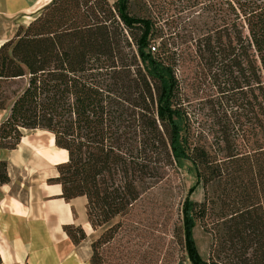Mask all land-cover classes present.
<instances>
[{
  "label": "trees",
  "instance_id": "obj_1",
  "mask_svg": "<svg viewBox=\"0 0 264 264\" xmlns=\"http://www.w3.org/2000/svg\"><path fill=\"white\" fill-rule=\"evenodd\" d=\"M130 1L51 0L0 46V84L23 82L0 119V149L15 148L24 130L50 132L55 146L67 151L50 180L60 184L66 201L85 196L93 228L123 216L147 181L161 177L159 168L190 160L199 181L217 180L226 188L216 212L205 201L183 203L190 263L219 264L200 255L192 234L197 219L213 216L218 247L234 257L227 264H264V0H187L201 19L192 23L193 55L215 89L221 157L203 147L188 151L176 106L175 59L152 52L153 19L131 13ZM128 39L139 87L129 102L142 110L135 127L124 124V72L133 69L124 61ZM241 117L253 138L246 143L242 135L243 151L231 138ZM7 181L0 159V185ZM66 229L74 241L84 237L79 227ZM102 234L92 243L91 263Z\"/></svg>",
  "mask_w": 264,
  "mask_h": 264
},
{
  "label": "rangeland",
  "instance_id": "obj_2",
  "mask_svg": "<svg viewBox=\"0 0 264 264\" xmlns=\"http://www.w3.org/2000/svg\"><path fill=\"white\" fill-rule=\"evenodd\" d=\"M188 6L187 0H131L129 10L153 19L155 36L150 42L152 52L175 59L174 70L180 87L176 106L181 108L180 133L188 151L203 147L210 156L221 157L217 145L220 144L219 128L216 125L221 113L213 97L215 89L211 79L201 74L193 55L192 23H199L201 19L195 13L192 14L194 8ZM197 35L199 33L195 32ZM127 41L122 43L124 61H131L133 69L130 74L124 72V124L135 127L133 118H137V113L142 110L130 104L129 96L135 99L139 94L138 73H134L138 61L133 59L134 45L130 39ZM22 86L23 82L18 80L0 84V102L6 108L0 111V119L7 115L14 99L13 93ZM240 122L242 124H235L231 131V138L236 139L235 143L243 145L240 148L243 151L244 143L240 140L242 135L246 143L253 138L246 118L241 117ZM161 132L165 137L167 131L162 129ZM23 133L33 143L36 153L45 154L57 163L62 160L63 150L49 145V132L24 130ZM49 135L55 145L52 134ZM26 139H22L21 145H26ZM2 150L0 159H3ZM158 151L163 154L161 147ZM158 171L161 177L147 181V188L141 191L123 216H116L100 227L103 234L95 243L93 264H191L183 240V203L185 199L205 201L216 212L219 198L226 188L217 180L208 183L199 181L192 162L184 158L173 160ZM24 172L30 171L25 167ZM214 223L213 216L208 220L204 217L196 220L192 228L195 245L205 260L227 264L234 257L229 258L218 247V227Z\"/></svg>",
  "mask_w": 264,
  "mask_h": 264
},
{
  "label": "crops",
  "instance_id": "obj_3",
  "mask_svg": "<svg viewBox=\"0 0 264 264\" xmlns=\"http://www.w3.org/2000/svg\"><path fill=\"white\" fill-rule=\"evenodd\" d=\"M50 1L0 0V46ZM23 138L15 148L2 150L8 181L0 185V264H92V243L102 229L91 226L85 196L60 197V184L50 180L58 175V163L36 153L29 139L21 145ZM61 158L67 159V151ZM25 167L30 172L23 173ZM67 226L81 228L84 237L74 241Z\"/></svg>",
  "mask_w": 264,
  "mask_h": 264
}]
</instances>
